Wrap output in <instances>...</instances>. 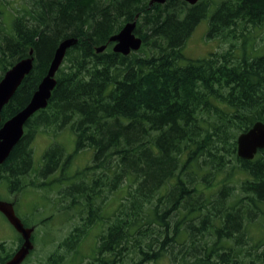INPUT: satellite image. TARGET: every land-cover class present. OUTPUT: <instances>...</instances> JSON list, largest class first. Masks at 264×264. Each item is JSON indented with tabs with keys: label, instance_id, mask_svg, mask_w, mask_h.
Wrapping results in <instances>:
<instances>
[{
	"label": "trees",
	"instance_id": "trees-1",
	"mask_svg": "<svg viewBox=\"0 0 264 264\" xmlns=\"http://www.w3.org/2000/svg\"><path fill=\"white\" fill-rule=\"evenodd\" d=\"M212 5L25 0L8 24L0 11V80L20 59L33 60L2 107L0 125L29 102L58 44L77 39L46 107L29 117L0 163L10 192L56 185L61 205L54 211L83 212L60 243L70 264L95 225L98 241L87 264H264V149L250 160L236 152L237 135L264 122V0L220 1L207 36L226 48L186 58L183 47ZM136 15L141 48L113 52L110 37ZM66 126L75 136L73 152L53 143L36 166L35 134ZM85 148L93 151L88 164L68 173L72 155ZM56 171L51 182L27 179ZM121 190L105 214L107 193ZM252 226H261V237ZM16 250L4 254L0 243V264Z\"/></svg>",
	"mask_w": 264,
	"mask_h": 264
},
{
	"label": "rangeland",
	"instance_id": "rangeland-1",
	"mask_svg": "<svg viewBox=\"0 0 264 264\" xmlns=\"http://www.w3.org/2000/svg\"><path fill=\"white\" fill-rule=\"evenodd\" d=\"M220 1L222 0H214V5L208 9L207 16L195 26L186 41L182 50L186 58H202L213 50H223L226 48L227 43L220 42L218 38L207 36L209 16ZM24 2L25 0H2L0 2L2 20L8 24L12 18L14 7L22 8ZM110 48L112 50V45ZM53 143L62 145L65 152L71 154L75 147L74 133L67 126L59 132H53L52 128H48L36 133L31 143L36 166H38L44 151ZM92 153L91 148H85L72 155L70 159L71 163L68 165V173H73L75 170L85 167ZM57 176L58 174L53 173L46 178L38 179L29 175L27 179L34 178L39 183L40 181L51 182ZM48 187L47 189L46 187L40 188L31 185L26 186L22 191L10 192L7 183L0 181V200L11 203L17 217L26 223L27 227L32 228V248L20 264H52L53 258L57 259L56 264L71 263L69 261L71 256H68V251L65 247L60 246V243L75 226H78L82 222L80 215L83 217L84 214L83 212L79 213L77 209H69L66 213L60 210L58 212H56L57 210L54 211L55 207L60 209L61 205L58 202L56 194L58 186ZM122 190L116 194L107 193L105 214H109L110 209L118 202V197L124 193ZM99 230V225H95L86 233V236L80 241L79 254L76 255L77 257L73 260V264H87L86 258L92 253L94 245L96 246L97 244L98 239L96 234ZM252 231L256 235V238L261 237L263 234L261 226H252ZM19 235L20 233L15 230L0 212V243L5 244L4 254L14 251L21 246L23 239L21 237L22 241L20 242ZM81 255H84L85 258L79 263ZM59 256H62V258H59Z\"/></svg>",
	"mask_w": 264,
	"mask_h": 264
},
{
	"label": "water",
	"instance_id": "water-1",
	"mask_svg": "<svg viewBox=\"0 0 264 264\" xmlns=\"http://www.w3.org/2000/svg\"><path fill=\"white\" fill-rule=\"evenodd\" d=\"M167 0H149V4L164 3ZM193 5L198 0H184ZM135 21L128 22L115 35L110 38L114 41L113 50L123 54H128L130 50L137 49L140 45V38L134 34ZM76 38H66L62 40L54 51L46 75L41 79L37 89L32 94L29 102L15 115L0 125V163H2L14 145L23 134L25 122L39 109L45 108L55 86V73L64 58L66 50L76 43ZM104 45L97 48V51L104 49ZM30 54L32 51L29 52ZM32 57L22 58L13 64L0 80V113L2 107L9 101L23 78L30 72L33 66ZM1 121V116H0ZM237 156L242 159H253L258 150L264 149V122L256 121L245 132H241L236 138ZM0 212L6 217L8 222L20 233L23 242L21 246L4 264H20L32 248L31 233L32 228L23 225L17 217L11 203L0 200Z\"/></svg>",
	"mask_w": 264,
	"mask_h": 264
},
{
	"label": "bare ground",
	"instance_id": "bare-ground-1",
	"mask_svg": "<svg viewBox=\"0 0 264 264\" xmlns=\"http://www.w3.org/2000/svg\"><path fill=\"white\" fill-rule=\"evenodd\" d=\"M213 13H214V12H213ZM137 16H138V15H136V16H135V19L133 20V21H135V28H136V18H137ZM129 22H132V21H129ZM127 23H128V22H127ZM127 23H125V24H127ZM125 24H124V26H125ZM124 26H123V27H124ZM123 27H122V28H123ZM122 28H121V29H122ZM135 28H134V34H135V36H137L138 38H140V45H139V47H138L137 49H134V50L131 49L129 53H131V52H137V51L141 48V46H142V39H141V37H139L138 35H136V33H135ZM114 35H115V34H114ZM112 36H113V35H112ZM112 36H111V37H112ZM111 37H110V38H111ZM208 37H209V36H208ZM69 38H70V37H69ZM72 38H73V37H72ZM109 42L112 43V45L114 46V44H115L114 41H110V39H109ZM74 44H75V43H74ZM58 45H59V44H58ZM104 46H105V47H104L103 50H105V48H106V45H104ZM113 46H112V50H113ZM103 50H101V51H103ZM96 51H97V48H96ZM101 51H97V52H101ZM113 52H116V51L113 50ZM116 53H120V52H116ZM129 53H128V54H129ZM120 54H122V55H127V54H123V53H120Z\"/></svg>",
	"mask_w": 264,
	"mask_h": 264
},
{
	"label": "flooded vegetation",
	"instance_id": "flooded-vegetation-1",
	"mask_svg": "<svg viewBox=\"0 0 264 264\" xmlns=\"http://www.w3.org/2000/svg\"><path fill=\"white\" fill-rule=\"evenodd\" d=\"M56 174H59L58 171H56ZM14 209V208H13Z\"/></svg>",
	"mask_w": 264,
	"mask_h": 264
}]
</instances>
